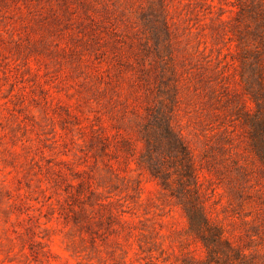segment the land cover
<instances>
[{"label":"rangeland","instance_id":"rangeland-1","mask_svg":"<svg viewBox=\"0 0 264 264\" xmlns=\"http://www.w3.org/2000/svg\"><path fill=\"white\" fill-rule=\"evenodd\" d=\"M0 264H264V0H0Z\"/></svg>","mask_w":264,"mask_h":264}]
</instances>
